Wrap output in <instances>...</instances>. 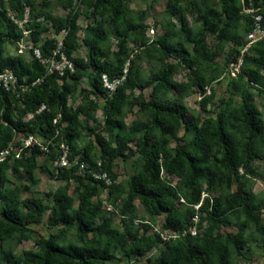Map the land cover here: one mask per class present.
Listing matches in <instances>:
<instances>
[{
	"label": "trees",
	"instance_id": "trees-1",
	"mask_svg": "<svg viewBox=\"0 0 264 264\" xmlns=\"http://www.w3.org/2000/svg\"><path fill=\"white\" fill-rule=\"evenodd\" d=\"M20 1L7 0L10 8L22 13ZM181 1L169 0L168 6L171 7L173 15L178 17L179 30L185 43L192 46V55L187 67L195 75V84L203 92L206 80L202 75L197 76L192 64L202 63L214 54L207 46V35L214 34L218 43L233 41L238 47L234 52L238 55L245 43L244 36L251 25L250 16L243 14L241 10L244 5L248 6L249 2L257 7L259 2L264 4V0H219L220 11L208 6L196 7L200 26L195 33L189 28L185 13L179 6ZM85 3L92 8L94 16L105 17L108 12L120 16L125 8L122 0H85ZM4 4L3 0H0V70L6 68L13 70L19 81L23 77H26L29 83L38 78L43 80L30 88L22 98L0 90V152L7 148L14 136L20 134L24 137L38 136L52 142L48 145V153L35 147L25 150L20 159L9 156L0 162V237L8 239L14 233H19L21 240L25 239V229L30 225L40 224L43 214L49 209L51 225L64 224L69 227L70 224L77 223L81 234H94L96 237L95 240L85 241L81 245H61L58 237H40L37 241L39 247L37 253L26 252L24 258H12L8 255L5 264H105L115 259L118 253L128 260L144 258L148 252L161 245L164 248L159 256L147 264H233L230 247L236 252L241 251L245 244L244 235L241 232L235 235L228 234L225 241L217 235H212L215 227L227 223L225 215L233 210L244 213L245 227L253 225L264 246V223L260 219V208L264 201H259L248 185V177L254 173L250 163L258 153L254 145L258 140L264 145V122L259 119L256 109L248 103V92L245 89L250 85H258L262 79L260 71L264 70V40L249 51L252 56L248 55L249 52L245 54L242 73L233 78L235 91L233 93H239L242 100L237 110L231 107L230 102H226L215 120H208L198 127L193 139L185 145H178L171 154L168 149L169 141L172 139L180 141L177 135L182 124L186 126V132L191 125L185 119L184 106L174 102H162L158 97L160 92L167 91L172 86L174 72L172 65H164L158 73L150 75L141 83L137 82V73L129 68L122 83L116 86L112 94H108L102 86V75L106 74L109 81L119 79L123 77L124 64L118 61L117 65L111 68L102 60L106 54L101 50L100 43L105 40L106 34L99 28L100 24L90 28L94 32L93 37L86 42L89 46L90 61L75 59L73 52L77 46L79 14L70 10L65 18L58 20L53 19L49 13H44L47 20L52 22V27H45L36 21L27 22L25 25L30 32L29 39L33 47H37L43 57L52 55L57 49V41L49 37L43 40L42 34L51 31L58 35L63 29L67 32L61 52L74 63V72L66 71L62 77L57 74L45 76L44 66L33 56L30 63L24 62L21 58L4 57L3 46L6 40H12L15 44L22 37L21 31L17 30V26L4 11ZM239 21L245 24L242 40L231 34V28ZM171 26L175 28L173 24ZM160 44L168 56L185 52L183 46L170 47L164 41ZM30 54L32 55V51ZM233 60L235 61L236 57ZM90 66L94 69L91 76L93 90L91 93H85L105 98L102 108L104 130L111 138L107 141L98 134L95 135V143L100 149L98 161L93 157L92 142L86 144L83 154H80L74 144L75 134L78 128L83 126L79 116H87L90 112L96 111L97 102L90 100L76 108L68 106V99L75 92L83 76L82 71ZM150 86L153 87L152 98L141 104V109L148 112L150 122L137 124L131 128L130 135L127 136L110 134L113 130L123 128L120 117L122 109L128 103L127 91L136 88L143 90ZM210 99L204 97L202 105L205 106ZM41 105H45L46 109L37 114ZM30 114L33 116L27 120L26 117ZM57 117L59 120L54 124L53 120ZM239 121L242 126L241 133L246 138L241 147L228 132V126ZM136 134L139 135V140L136 142L135 150H132L129 143L134 140ZM61 142L69 145L71 161L79 156L78 161L86 164L83 176L78 165H73L69 169L54 166L56 174H51L63 181L71 178L77 181L78 207H72V200L65 190L51 193V207L36 198L25 202L19 201L15 196V190L6 188L9 181L8 172H17L20 167L25 166V173L29 175L32 183H36L33 172L38 168V157L42 156L54 165L60 153ZM135 155L138 156L140 163L139 170L128 180L127 195L122 203V216H130L128 218L131 221L130 226L124 231H118L111 228L105 219L96 224L97 208L91 205L90 199L96 193L98 185L104 187V181L94 179L92 174L108 173L114 179L116 175L112 172L113 162L117 158L128 160ZM99 161L102 166L100 171L97 166ZM162 171L167 175L181 177V184L177 188L171 187L161 178ZM235 181L240 183L237 190L232 193L231 187ZM203 184L206 186L205 193H212L215 187L220 186L223 191L219 198L211 199L207 196L201 199ZM83 188L88 192L85 193ZM113 189L117 190L118 187L113 186ZM180 197L191 205L185 212L176 207L175 202ZM134 201H139L152 215L164 214L163 228L177 234H182L186 227L192 224L190 219L195 213L193 208L200 204L197 210L200 213V221L201 214H205L211 227L202 238H193L188 234L174 242H164L160 233L156 231L146 234L150 228L146 226L147 224L140 226L144 228V233L137 235L136 232L140 228L132 223L135 219Z\"/></svg>",
	"mask_w": 264,
	"mask_h": 264
},
{
	"label": "rangeland",
	"instance_id": "rangeland-1",
	"mask_svg": "<svg viewBox=\"0 0 264 264\" xmlns=\"http://www.w3.org/2000/svg\"><path fill=\"white\" fill-rule=\"evenodd\" d=\"M168 1L122 0L125 6L123 14L115 16L111 12H108L105 17L94 16L92 8L85 3V0H21L22 13L10 8L7 0H3L5 3L3 9L9 19L13 18L17 21L26 19V23L36 21L45 27H52V22L47 20L44 13H49L53 19L58 20L65 18L70 10L77 11L79 14L77 19L78 30L76 33L77 46L73 52V57L81 59L83 62L90 61L89 46L86 43L93 37L94 32L90 28H95L97 24H100L99 28L106 34L105 40L100 43L101 50L106 54L102 60L106 61L111 68L115 67L118 61L124 64L123 77L112 80L116 86L122 83L129 68L137 73V82L141 83L150 75L158 73L164 65H172L174 67L171 79L172 86L169 90L160 92L158 97L162 102H174L184 106L185 119L191 124L187 132L185 131L186 126L182 124L177 135L180 141L177 142L175 139L169 141L168 149L173 154L174 149L178 145H185L193 139L194 132L198 127L208 120H215L226 102H230L231 107L237 110L242 100L239 93H233L234 77L230 75L232 64L240 56V53L237 55L234 52L236 48L238 49L237 45L229 40L218 43L214 34L207 35V46L214 54L202 63L192 64L197 76L202 75L206 80L204 91L202 92L195 84V75L187 67L188 60L192 55V46L185 43L184 37L179 30L180 23L178 17L171 12ZM179 4L185 13L187 24L193 33L200 26V22L197 21L198 11L196 7L203 8L208 6L220 11L219 0H182ZM25 16L27 17L25 18ZM26 23H24L25 29H27L25 27ZM172 24L175 28L171 26ZM17 30L20 31L18 26ZM151 31H153L152 34ZM231 34L242 40L245 34L244 22L239 21L234 24L231 28ZM48 36L49 34L46 33L42 39ZM21 39L25 43L24 52L21 55L18 54L16 43L14 44L12 40H6L3 46L4 57L21 58L24 62L30 63L32 55L30 54L29 46L32 43L23 34ZM163 41L170 47L183 46L185 52L174 53L168 56L166 50L161 47L160 42ZM248 55L252 56V53L249 52ZM234 57H236L235 61L233 60ZM244 58L245 55L240 66L239 75L242 73L241 69L244 65ZM82 72L83 76L79 80L75 92L68 99V106L76 108L91 100L97 102L98 108L87 116H79V120L83 126L78 128L74 144L80 154H83L86 144L92 142L94 144L93 157L94 160L98 161L100 149L95 143V135L98 134L107 141L111 140L108 132L104 130L105 120L102 108L105 104V98L90 94L93 90L91 78L94 74L93 67L90 66ZM260 74L262 79L259 84L245 86V89L248 92V103L256 109L259 119L264 122V70L260 71ZM152 91V86L143 90L136 88L132 91H127L128 103L122 109L120 117L123 128L113 130L110 134L127 136L130 135L131 128H134L137 124H148L150 122V116L147 111L141 109V104L147 103L152 98ZM85 92L90 93L86 94ZM106 95L109 97L108 94ZM204 97L211 98L205 106L202 105ZM241 130L240 121L228 126V132L237 141L239 147L246 142V138L241 133ZM20 137H22V134L14 136L12 141L16 142L17 138ZM137 140H139L138 134L134 135V140L129 143V147L132 150H135ZM254 148H256L258 153L257 157L250 163L254 173L248 177V185L252 188V192L257 196V199L262 202L264 201V145L258 140ZM210 159L213 160L212 157ZM37 162L38 168L33 172V179L37 181L36 183H32L29 175L25 173V166H22L17 172H8L9 181L6 184V188L15 190V196L21 202L36 198L48 207L52 206L51 193L65 190L72 200V207L77 208L79 194L76 190V188H79L77 181L72 178L63 181L58 177L52 176V173L56 174L54 165L42 156L38 157ZM139 166L140 163L137 155L128 160L117 158L113 162L112 172L116 177L112 179L106 173L107 184L104 182V187L102 188L98 185L96 193L90 199L91 205L97 208L98 219L96 220V224L101 223L105 219L111 228L118 231H124L130 226L131 221L128 219L130 216H122V203L127 195L128 180L138 172ZM240 173H242V170H240ZM161 178L167 181L173 188H177L181 184L180 182H182L181 177L167 175L165 171L161 172ZM239 183V181H235L232 185V193L237 190ZM113 186H117L118 189L114 190ZM205 190L206 186L203 184L201 199L207 196L211 199L219 198L220 193L223 191L220 186L215 187L212 193H205ZM83 191L85 193L88 192L84 188ZM175 204L181 212H185L191 207L181 197ZM133 205L135 209L133 216L135 219L132 223L140 228L136 232L137 235L144 233V228L140 226L147 224L146 226L150 228H148L149 230L147 229L146 234H152L156 231L157 233L164 234V236H173L164 242H174L185 236L183 233H171L169 230L163 228L164 214H150L139 201H134ZM199 205L194 206L193 210H195V213L190 219L192 224L185 229L186 231L189 228L195 230L196 234L194 236L189 234L193 238H202L206 230L211 227L205 214H201L202 221H200V213L197 211ZM50 215L51 210L49 209L43 214L40 224L28 226L24 231L26 238L23 240H21L19 233H14L8 239L0 237V264H5L8 255L12 256V258H24L26 252L37 253L39 251L37 241L40 237H58L61 245H81L85 241L95 240L94 234H81L78 231L77 223L70 224L69 227L64 224L51 225L49 223ZM225 217L227 218V223L215 227L212 235H217L221 240L225 241L226 235H235L241 232L245 238V244L241 251L236 252L230 247L233 264H264V246L254 226L248 225L245 227L246 222L244 223V221L246 216L244 213L233 210L227 213ZM260 219L264 223V202H262L260 208ZM163 248L161 245L159 248H154L148 252L144 258H133L131 260L124 258L118 253L115 259L105 264H132L133 262L136 264H147L148 261H153L157 258Z\"/></svg>",
	"mask_w": 264,
	"mask_h": 264
},
{
	"label": "built area",
	"instance_id": "built-area-1",
	"mask_svg": "<svg viewBox=\"0 0 264 264\" xmlns=\"http://www.w3.org/2000/svg\"><path fill=\"white\" fill-rule=\"evenodd\" d=\"M251 1V0H249ZM241 12L243 14L249 15L251 19V25L250 29L246 32L244 36V45L239 50L240 56L237 57L236 62L232 64V69L230 71V75L232 77H236V74L240 72V66L243 61V57L245 54H247L256 44L260 43L264 40V4L263 2H259V5L257 7L252 6V2H249L248 6H243ZM27 16H25L26 18ZM11 21L18 26L21 33L24 37L29 38V31L24 28V23H26V19L23 21H17L13 18H10ZM66 30H61V32L56 35L53 32H48L49 38H53L57 41V49L52 52V55H49L48 57H43L40 53V50L37 47H33V45L29 46V50L32 51V56L36 60H38L45 68V76L57 74L60 77L64 76L66 71H69L70 73L74 72V63L69 60L63 52H61V49L63 47V39L66 35ZM153 31H151V34ZM44 34H42L43 37ZM41 37V38H42ZM45 39V38H44ZM43 39V40H44ZM16 45L18 46V54H22L25 49V43L24 40L21 39L20 41L16 42ZM44 76V77H45ZM43 79L38 78L32 82H28L27 78H22L21 81H19L17 75L15 72L9 68L0 70V90H4L6 92H10L14 94L17 98H22L26 92L30 90V88L36 86L37 84H40ZM102 86L107 90L108 94H112L116 88V84L112 81H109L106 74L102 75L101 77ZM46 109L45 105H41V107L38 109L37 114L44 111ZM32 114L28 115L26 119L32 118ZM59 120V117L55 118L53 120V123L56 124ZM19 136V135H17ZM14 139V138H13ZM50 139H45L42 137L34 136V135H28L26 137L22 136L20 138H17V141H11L7 148L0 152V162L5 161L9 156L20 159L22 156V153H25V150L38 147L40 151L48 153V145H51ZM59 156L54 161V166L59 168H66L69 169L73 165L79 166V172L83 176L85 172L86 164L80 163L78 161V157H74V159L71 161V150L68 144L65 142H61L59 144ZM97 166L99 168V171L102 170L101 162H97ZM92 177L96 180H103L107 184L106 179V173H94L92 174ZM1 203V202H0ZM200 206V205H199ZM173 233V232H171ZM184 235L190 234L194 236L195 230L194 229H188L187 231L184 230ZM177 235V234H176ZM161 238L165 241L167 239L172 238L173 236L160 234Z\"/></svg>",
	"mask_w": 264,
	"mask_h": 264
}]
</instances>
